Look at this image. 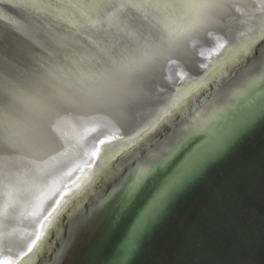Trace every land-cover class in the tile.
Wrapping results in <instances>:
<instances>
[{"label":"water","instance_id":"obj_1","mask_svg":"<svg viewBox=\"0 0 264 264\" xmlns=\"http://www.w3.org/2000/svg\"><path fill=\"white\" fill-rule=\"evenodd\" d=\"M205 3L0 0V264H264V0ZM194 128L133 240L122 188Z\"/></svg>","mask_w":264,"mask_h":264},{"label":"snow or ice","instance_id":"obj_2","mask_svg":"<svg viewBox=\"0 0 264 264\" xmlns=\"http://www.w3.org/2000/svg\"><path fill=\"white\" fill-rule=\"evenodd\" d=\"M103 6L114 7L118 10V6L111 3H107ZM209 10L219 7L215 0H206L204 5ZM125 7H135V5H125ZM255 87V81L250 82L249 91ZM135 97L127 90L110 97L106 103L127 105L133 103ZM202 129L194 128L176 142L173 149L165 155L157 164L152 167L145 168L137 174L134 181L125 185L122 188L123 196L121 205L127 208L132 204L139 196L143 188L150 182H155V187L149 193L148 198L143 202L139 210V218L136 225L135 232L133 233V240L141 234L146 227L167 207L171 199L178 193V191L184 186L188 179L200 168L202 165L207 149L200 147L191 151L184 161L173 171L167 175L163 180L157 179L152 173L163 167L168 160L171 159L175 152L182 151L185 147L193 142V138L198 136ZM7 166V159L4 161Z\"/></svg>","mask_w":264,"mask_h":264}]
</instances>
